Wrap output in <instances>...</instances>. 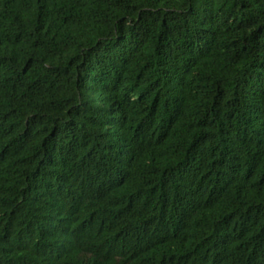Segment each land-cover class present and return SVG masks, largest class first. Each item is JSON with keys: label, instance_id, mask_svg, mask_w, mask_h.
I'll return each instance as SVG.
<instances>
[{"label": "trees", "instance_id": "trees-1", "mask_svg": "<svg viewBox=\"0 0 264 264\" xmlns=\"http://www.w3.org/2000/svg\"><path fill=\"white\" fill-rule=\"evenodd\" d=\"M0 264H264V0H0Z\"/></svg>", "mask_w": 264, "mask_h": 264}]
</instances>
